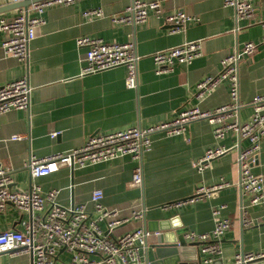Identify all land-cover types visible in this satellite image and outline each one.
Wrapping results in <instances>:
<instances>
[{"label":"crops","instance_id":"0c3cea01","mask_svg":"<svg viewBox=\"0 0 264 264\" xmlns=\"http://www.w3.org/2000/svg\"><path fill=\"white\" fill-rule=\"evenodd\" d=\"M160 1L165 13L183 11L191 17L177 31L151 14L144 23H119L113 20L132 0H76L54 5L45 12V22L36 30L25 61L6 55L1 47L0 85L26 77L32 86L28 109H12L0 115V161L11 169L12 189L39 186L43 192L58 189V202L65 207L85 203L91 217H96L92 193L102 190L103 204L131 217L116 228L115 235L154 227L159 221L175 219L198 233H209L214 227L213 208L232 221V227L221 242L222 254L216 264H236V256L264 249V203L249 206L248 195L241 187L238 158L250 146L235 131L223 138L215 135V124L199 118L181 135L157 131L152 146L140 159L130 155L116 157L80 168L60 167L34 178L26 163L31 156L46 157L79 148L96 133L130 127H148L168 121L184 106L211 111L231 101L228 81L219 82L209 93L198 95L197 85L217 75L226 55L244 43L259 42L264 28V0L254 2L252 16L239 19L233 7L223 0H144ZM0 0V7L11 4ZM101 8V16L85 12ZM20 8L0 12V20L14 17ZM101 38L109 43L131 42L139 55L136 88L126 86V68L86 74L84 49L77 45L80 36ZM198 41L202 53L190 63H176L171 71L157 72L154 53L186 42ZM239 105L228 118L247 122L253 114L251 101L264 94V45L238 63ZM58 132L55 138L50 133ZM23 135L14 140L12 136ZM210 147L227 151L199 171L194 165ZM257 163L252 171L264 177V137L255 153ZM142 170V185L130 183L134 169ZM227 182L228 186L195 202L176 203L195 195L203 186ZM35 211V214L47 212ZM243 209L247 210L244 215ZM140 213L139 218L133 213ZM31 212L8 204L0 213V231L22 228ZM244 218L252 225H244ZM104 226V224H103ZM147 231V230H146ZM153 248L141 250L142 261L152 258ZM71 254L61 252L55 264H69ZM91 258L99 259L97 255ZM30 253L0 254V264H31ZM99 264H108L101 262Z\"/></svg>","mask_w":264,"mask_h":264},{"label":"built area","instance_id":"2783aa9c","mask_svg":"<svg viewBox=\"0 0 264 264\" xmlns=\"http://www.w3.org/2000/svg\"><path fill=\"white\" fill-rule=\"evenodd\" d=\"M12 2L22 0H11ZM76 0H41L33 2L28 9L20 8L12 18L0 20V30L4 38L1 47L6 55L25 61L29 55V47L36 37V30L45 22L46 10L54 5L70 4ZM225 5L236 11L239 19L252 16L256 0H223ZM101 8L85 12L86 16H101ZM153 14L169 24L177 31L191 17L183 11L165 13L160 1L132 0L125 10L113 20L119 23H144ZM264 28V21L262 22ZM79 48L84 49L86 74L97 73L116 67H125L126 86L136 88L137 63L139 55L131 42L109 43L101 38L88 35L77 39ZM260 45H264V33L259 42L249 41L237 51L226 55L221 62L217 75L209 76L197 85L198 95L209 93L219 82L228 81L231 101L229 104L211 111H201L197 107H182L175 116L165 122L148 127H130L106 133L92 135L84 145L67 152L55 153L46 157L31 156L26 167L36 178L48 175L60 167L80 168L98 162L112 160L116 157L130 155L140 159L143 153L152 146V135L157 131H165L169 135L183 134L189 123L199 118H209L215 124V135L223 138L228 131L237 132L240 137L249 141L250 146L240 151L238 164L240 183L244 195H248L249 206L264 203V177L252 171L254 155L260 149L264 137V94L256 95L251 104L254 108L250 119L245 123L230 118L237 110L238 99V63L245 57L253 55ZM198 41L186 42L154 53L153 59L157 72H168L176 63H190L202 53ZM32 86L26 77L9 81L0 85V115L12 109H28ZM52 138L58 132L50 133ZM24 138L14 135L12 139ZM227 149L210 147L197 160L195 167L201 171L216 157L224 154ZM142 170L137 166L132 175L131 185H142ZM11 169L0 161V213L8 204H13L23 211L31 212L29 221L22 222V228H10L0 231V254L30 253L31 264H55L62 250L71 254L69 264H138L142 262L141 250L147 249V241L151 232L138 228L133 231L115 235L116 228L130 220L131 217H120L117 211L107 209L103 204V191L92 193L91 202L96 217H91L85 203L70 207L62 206L58 200V189L43 192L39 186L30 189H12ZM228 186L220 182L214 186L199 187L194 196L176 203L195 202L208 197L212 192ZM48 206L47 212L39 214ZM35 211H39L35 214ZM214 227L209 233H198L190 230L184 234L188 242H196L202 264H213L222 254L221 242L226 232L232 227L230 218L222 215L221 208H213ZM244 215L247 213L243 209ZM133 217L139 218L140 213L134 212ZM264 221V217H263ZM244 225H252L247 218ZM104 224V226H103ZM99 256V259L91 256ZM264 258V249L260 252H247L236 256V264H249Z\"/></svg>","mask_w":264,"mask_h":264},{"label":"water","instance_id":"95a60500","mask_svg":"<svg viewBox=\"0 0 264 264\" xmlns=\"http://www.w3.org/2000/svg\"><path fill=\"white\" fill-rule=\"evenodd\" d=\"M37 1L41 0L12 2L0 7V12L15 8L27 10L31 3ZM254 161L257 163V157H254ZM146 230L151 232L147 241V249L149 246L153 248V259L147 256L138 264H202L198 254V244L186 241L184 234L188 229L177 223L175 219L159 221L154 227H146ZM249 264H264V258Z\"/></svg>","mask_w":264,"mask_h":264}]
</instances>
